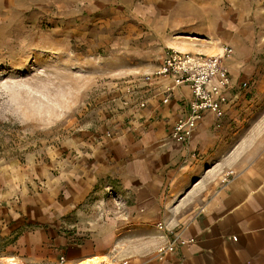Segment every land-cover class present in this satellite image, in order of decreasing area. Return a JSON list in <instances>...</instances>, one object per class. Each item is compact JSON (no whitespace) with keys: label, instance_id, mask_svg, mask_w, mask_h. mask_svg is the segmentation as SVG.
Wrapping results in <instances>:
<instances>
[{"label":"crops","instance_id":"1","mask_svg":"<svg viewBox=\"0 0 264 264\" xmlns=\"http://www.w3.org/2000/svg\"><path fill=\"white\" fill-rule=\"evenodd\" d=\"M134 13L150 36L134 57L152 59L150 69L129 67L93 129L49 153L0 162V264H58L61 254L67 264L102 257L264 264V141L234 167L237 149L220 158L239 114L255 107L254 93H264V0H149ZM225 45L232 48L223 56L232 77L226 112L207 111L191 140L180 143L171 128L186 114L191 89L171 75H145L168 50L210 55ZM128 83L132 93L124 91ZM225 166L232 173L223 182ZM160 221L167 230L158 229ZM171 231L182 236L176 251L158 253Z\"/></svg>","mask_w":264,"mask_h":264},{"label":"rangeland","instance_id":"2","mask_svg":"<svg viewBox=\"0 0 264 264\" xmlns=\"http://www.w3.org/2000/svg\"><path fill=\"white\" fill-rule=\"evenodd\" d=\"M140 3L149 0H0V162L49 153L93 129L129 67L150 69L152 59L134 57L150 37L134 13ZM253 100L220 157L237 149L233 167L264 141V93Z\"/></svg>","mask_w":264,"mask_h":264},{"label":"built area","instance_id":"3","mask_svg":"<svg viewBox=\"0 0 264 264\" xmlns=\"http://www.w3.org/2000/svg\"><path fill=\"white\" fill-rule=\"evenodd\" d=\"M232 52L228 45L223 47V53L218 54H193L178 50H168L165 54L163 63L152 73L145 75L146 80L164 75L174 77L175 84H187L191 89V97L186 106V114L179 116L173 122L171 128V137L180 142L188 143L198 126L199 121L207 111H212L218 117L226 112V105L230 101V88L232 86V77L227 65L223 62L225 53ZM131 83V82H130ZM128 83L124 91L132 93V86ZM242 88H247L248 83L244 82ZM171 87L168 86L166 90ZM168 97L164 98L167 101ZM145 106V101L140 103ZM195 154V153H194ZM232 170L224 174L222 181L229 180ZM158 229L167 230V224L163 221L157 223ZM172 232V237L165 244L157 247V252L164 254L176 251L182 239L181 234ZM190 240H195L191 238ZM93 261V259H91ZM93 264H129L125 258H100ZM83 261L77 262L82 264ZM2 264H21L16 259L4 258ZM58 264H67V256L59 255Z\"/></svg>","mask_w":264,"mask_h":264},{"label":"bare ground","instance_id":"4","mask_svg":"<svg viewBox=\"0 0 264 264\" xmlns=\"http://www.w3.org/2000/svg\"><path fill=\"white\" fill-rule=\"evenodd\" d=\"M102 258H106L107 259V257H102ZM98 261L99 260H97L96 258H94L93 261L91 259H86L85 261L82 262V264H93V262H98Z\"/></svg>","mask_w":264,"mask_h":264}]
</instances>
